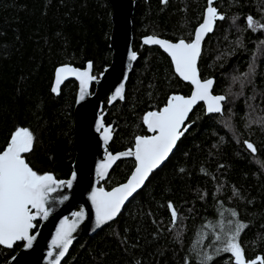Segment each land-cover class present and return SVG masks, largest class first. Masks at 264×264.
Segmentation results:
<instances>
[{"label":"trees","instance_id":"1","mask_svg":"<svg viewBox=\"0 0 264 264\" xmlns=\"http://www.w3.org/2000/svg\"><path fill=\"white\" fill-rule=\"evenodd\" d=\"M213 6L225 19L216 21L204 41L198 71L202 80H214L213 94L226 97L223 114L205 115L197 106L190 129L166 163L116 221L76 241L63 264H200L204 253L213 256L207 264H235L230 253L216 251L226 241L230 220L247 225L239 236L246 259L264 256V29L253 31L246 23L249 15L264 23V0H218ZM205 8L206 0L136 2L132 26L138 60L124 101L108 107L105 99L101 112L105 125L112 126L113 153L147 135L143 117L148 112L159 111L172 94L191 92L168 57L140 39L190 42ZM110 18L108 0H0V151L17 128H27L35 137L33 151L26 154L30 167L57 180L69 177L77 85L67 82L54 97L53 73L61 65L84 68L91 62L98 78L111 60ZM133 168L131 160L118 162L102 186L110 190L124 183ZM169 203L178 214L176 227ZM203 233L208 238L197 256L193 245ZM21 247H0V264Z\"/></svg>","mask_w":264,"mask_h":264},{"label":"snow or ice","instance_id":"2","mask_svg":"<svg viewBox=\"0 0 264 264\" xmlns=\"http://www.w3.org/2000/svg\"><path fill=\"white\" fill-rule=\"evenodd\" d=\"M166 3L167 0H164ZM223 20L225 17L220 14L213 6V0H208V7L203 23L195 30L194 39L187 42L183 39L176 43L166 40L147 37L145 44H155L161 46L170 56L175 66V72L184 81L190 82L194 86L190 97L182 95H173L169 98L165 107L160 111H150L143 117V122L147 125L150 136H137L135 138L134 150L113 155L108 154L105 162L101 163L96 173L100 179H104L108 174V169L121 157H134L135 168L128 181L111 191H105L104 188H96L92 191L90 199L95 209V223L97 227L112 221L122 210L125 202L138 192L149 179L150 175L169 158L177 142L183 136L187 128L184 126L189 113L193 107L200 101L207 105L208 113L222 112V102L225 96L212 95L211 88L213 80H201L197 68V62L201 55V43L204 36L213 31L216 20ZM247 27L253 31L264 29V23L255 20L251 15L246 17ZM130 59H136V53L133 52ZM92 65L88 64L87 71H80L70 66H63L57 70V87L53 92L58 91V86L63 78L68 75H74L80 81V100L86 95V90L90 81L94 80L90 74ZM248 74H245L247 77ZM123 99V85L115 90L112 100ZM103 129L102 136L105 144L109 142L112 136V130L105 127L101 119L97 131ZM34 134L27 128H17L12 134L6 148L0 151V245L12 248L18 241H26L27 247L32 246L35 239L30 235V230L35 227L33 221L38 215L44 219L49 216L50 204L49 197L63 187L71 188L76 180V173L73 172L71 178L67 181L57 180L52 174H38L26 161V154L31 153L34 148ZM247 149L252 153L256 152L252 143L244 142ZM63 199H67L64 197ZM62 202V201H61ZM171 210L172 226L176 227L178 214L171 203L168 204ZM35 210V211H33ZM77 220L83 219L84 213L76 212L73 214ZM236 216L235 211L231 212ZM77 221L69 224L65 219L61 222L60 228L52 241L54 248L60 249L56 255L54 264H60V258L65 255L69 245L72 243V232L76 229ZM229 228L224 235L226 241L223 247L217 248V252L230 253L234 257L235 264H264V256H257L253 260H247L244 250L239 243L240 233L247 225L238 221H229ZM205 228L213 229V225L206 224ZM223 227V222H221ZM208 238V233H203L193 245V252L200 256L199 247L203 240ZM221 235H215V241H220ZM53 253L49 252V256ZM213 256L207 253L203 254L200 264H207Z\"/></svg>","mask_w":264,"mask_h":264},{"label":"water","instance_id":"3","mask_svg":"<svg viewBox=\"0 0 264 264\" xmlns=\"http://www.w3.org/2000/svg\"><path fill=\"white\" fill-rule=\"evenodd\" d=\"M137 1L139 0H108L110 7H111V18H110L111 19V31L109 35V49L111 50V60H110L109 65L103 69L99 77L89 82L88 88L86 90V95L83 100H80V81L74 75H68L66 78H63L58 86V91L57 92L52 91L53 88L57 87V83H56L57 70L63 66H70L73 68L75 67L69 64H65V65L58 66L54 70L53 80H52V85H51V94L54 97H58L60 95L61 88L67 82L73 81L77 85L75 102H74V107H73V119H74L73 120V134H74V142H75V156L73 159V163L71 165V173L69 177L63 181L69 180L73 172L76 173V180L73 182L71 188H67L65 186L58 192L51 194V196L49 197L50 204L46 205L47 207H49L48 218L44 219L42 215H38L37 219L33 221L34 225L35 223H38V226L36 229L34 227L33 229L30 230V235H33L35 237V239L32 242V246L30 248L27 247L26 241L16 242V244L22 243V247L13 257H11L7 261L6 264H54L55 257L56 255H58L60 251V249L54 248L52 245V241L56 236V232L60 228L61 222L64 221L65 219L68 220L69 224H71L74 220H76L77 221L76 229L74 232H72V237H71L72 243L69 245L68 250L65 253V255L60 258V264H63V262L68 257L70 249L72 248V246L74 245L76 241H78L79 239L85 238V237L96 235L103 228H105L112 222L116 221L118 217L120 216L123 208L145 186L144 185L140 190H138L137 193H135L132 197L129 198L128 201L125 202V205L123 206L121 212L112 221H109L107 224L102 225L100 227L96 226L95 209L90 199L92 191L96 188H101V187L104 188L102 186V183L108 178L111 170L114 168V166L118 162L131 160L134 162V168H135V158L134 157H121V159L113 163L112 166L108 169V174L104 179H100L96 173L97 167L101 163L105 162L109 153L113 155H117V154L126 152L130 149L134 150L135 148V140H134V145L132 148L113 153L110 148L113 134L109 142L105 144L103 141V136H102L103 129H100V131H97V127L101 119L103 120L101 112L103 109V101L105 99L107 100L108 107L112 106L116 102L124 101L125 93H126V85H127L129 76L133 70L135 63L138 60V54L133 50V26H132V16L134 14V9H135V5ZM160 1L162 4L165 3L164 0H160ZM217 1L218 0H213V5ZM207 7H208V0H206V8L204 10L201 23H203V19L206 15ZM199 25L196 27V29L199 27ZM215 25H216V22L214 24L213 31L207 33L204 36L202 43H201V53H202L203 43L206 40V38L214 32ZM194 34H195V31H194ZM194 34H193L192 40L194 39ZM149 36H152V35L143 36L140 39L141 44L147 48H157L164 55L168 57L172 65V69H173L175 76L181 82L188 84L191 87L190 95L186 96V97H190L193 92L194 86L191 85L190 82L184 81L181 77H179V75L175 72V66L172 62L171 56L161 46L155 45V44H145L144 43V40ZM152 37L166 40V39H163L157 36H152ZM166 41H169V40H166ZM172 43H176V42H172ZM133 52L136 53L135 60L130 59V56ZM199 59H198V62H199ZM198 62H197V68H198ZM89 63L91 62H87L84 68H76V69L80 71H87ZM90 74L93 76V67L91 68ZM121 85H123V99L117 98L116 100H112V97L115 95V90ZM213 87H214V83L211 88V93L212 95H215L212 92ZM173 95H180V94H172L169 96V98ZM216 96H221V95H216ZM225 101L226 100L222 102V112L220 113H208L206 103L203 101L198 102L193 107V110L189 113V116L187 120L185 121L184 126L187 128V131L191 127V124L188 123L189 117L194 112V110L197 108V106L199 105L203 106L205 115H222L223 105ZM166 104L163 107H165ZM163 107L160 110H162ZM103 124L105 125L104 120H103ZM105 127H109L112 130L111 125L109 126L105 125ZM144 127L147 131L148 136L154 134L148 130L147 125L144 124ZM187 131L184 132L183 136L186 134ZM183 136H181V138ZM166 161L164 162V164L166 163ZM163 165H161V167ZM134 168L124 183H126L128 179L131 177L134 171ZM158 169H156L154 172H156ZM147 181L145 182V184L147 183ZM112 189L106 190L104 188L105 191H111ZM64 197H67V199H63ZM81 211L84 213L83 219L77 220V218L73 214L76 212H81ZM0 247L6 250H10L13 248V247L7 248L6 246H3V245H0ZM49 252H52L53 255L49 256Z\"/></svg>","mask_w":264,"mask_h":264},{"label":"flooded vegetation","instance_id":"4","mask_svg":"<svg viewBox=\"0 0 264 264\" xmlns=\"http://www.w3.org/2000/svg\"><path fill=\"white\" fill-rule=\"evenodd\" d=\"M146 136H148V134Z\"/></svg>","mask_w":264,"mask_h":264}]
</instances>
